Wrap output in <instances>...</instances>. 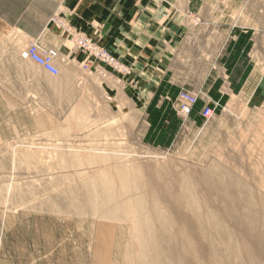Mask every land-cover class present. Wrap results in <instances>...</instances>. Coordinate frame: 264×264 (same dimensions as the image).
<instances>
[{"label":"rangeland","instance_id":"374dc122","mask_svg":"<svg viewBox=\"0 0 264 264\" xmlns=\"http://www.w3.org/2000/svg\"><path fill=\"white\" fill-rule=\"evenodd\" d=\"M215 6L217 26L201 29L200 35L214 37L217 62L231 41L225 31L233 27L232 35L242 33L235 44L245 47L251 63L241 73L250 78L249 90L263 80L260 98L249 104L237 97L227 104L209 101L215 112L208 121L202 117L203 108L200 119L182 117L176 109L177 95L172 100L177 115H164L158 107H153L151 115L140 106H117L112 93L107 92L112 99L104 95L93 75L108 71L121 85L127 67L75 28L66 29L86 55L83 68L92 73L77 67L64 70L60 62V75L51 76L26 58L8 61L17 65L0 66V79H8L0 84V264H98L94 260L102 252L95 253V221L58 205L62 197L76 196L80 179L74 174L77 167L69 169L67 158L84 156L89 153L85 148L118 166L142 162L170 176L229 171L264 199V0H221ZM74 33L102 46L121 67L78 47ZM189 46L186 63L208 44ZM64 75L74 81L67 82ZM125 244L114 239L107 251L109 264H122Z\"/></svg>","mask_w":264,"mask_h":264},{"label":"crops","instance_id":"0c3cea01","mask_svg":"<svg viewBox=\"0 0 264 264\" xmlns=\"http://www.w3.org/2000/svg\"><path fill=\"white\" fill-rule=\"evenodd\" d=\"M218 1L221 0H0V66L17 65L24 59L26 46L38 41L59 50L66 59L60 65L64 70L77 67L90 71L83 68L86 55L77 49L66 29L75 28L91 36L127 67L121 85L108 71L93 75L98 88L104 95L110 91L117 106H140L151 115L153 107H158L164 115H177L172 100L181 88H187L200 94L191 114L200 119V110L209 101L227 104L237 97L249 104L261 96L263 78L250 91V78L241 74L244 66L251 65L245 47L239 49L240 44H235L242 33L232 35L233 27L225 31L231 41L223 48L219 63L214 37L200 35L201 29L217 26ZM54 18L58 20L52 21ZM201 43H207V48L186 63L189 55L185 50L190 44ZM9 60L16 62L8 63ZM6 81L1 76V86Z\"/></svg>","mask_w":264,"mask_h":264},{"label":"bare ground","instance_id":"6f19581e","mask_svg":"<svg viewBox=\"0 0 264 264\" xmlns=\"http://www.w3.org/2000/svg\"><path fill=\"white\" fill-rule=\"evenodd\" d=\"M85 151L67 158L80 179L76 196L57 199L61 210L95 221L98 264H109L115 238L126 243L122 264H262L264 199L240 176L216 169L170 176Z\"/></svg>","mask_w":264,"mask_h":264},{"label":"built area","instance_id":"2783aa9c","mask_svg":"<svg viewBox=\"0 0 264 264\" xmlns=\"http://www.w3.org/2000/svg\"><path fill=\"white\" fill-rule=\"evenodd\" d=\"M73 36H76V44L78 47L90 51L92 54H95L100 60L106 63L118 68L121 67L116 58H114L102 46L93 42L92 39L77 33H74ZM23 57L30 60L52 76H58L60 73L59 63L66 62L60 57V54L56 48L50 46L45 47L36 41L29 44L23 53ZM198 101L199 94L191 90L181 89L177 94L176 109L182 117L188 118L193 113L194 107ZM201 112L202 117L208 121L213 117L215 109L213 105L206 104Z\"/></svg>","mask_w":264,"mask_h":264}]
</instances>
